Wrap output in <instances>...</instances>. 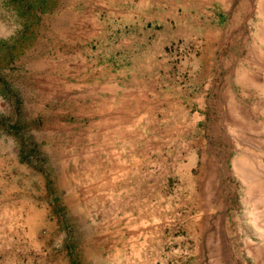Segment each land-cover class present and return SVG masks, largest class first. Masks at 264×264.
<instances>
[{
	"label": "rangeland",
	"instance_id": "obj_1",
	"mask_svg": "<svg viewBox=\"0 0 264 264\" xmlns=\"http://www.w3.org/2000/svg\"><path fill=\"white\" fill-rule=\"evenodd\" d=\"M0 264H264V0H0Z\"/></svg>",
	"mask_w": 264,
	"mask_h": 264
},
{
	"label": "crops",
	"instance_id": "obj_2",
	"mask_svg": "<svg viewBox=\"0 0 264 264\" xmlns=\"http://www.w3.org/2000/svg\"><path fill=\"white\" fill-rule=\"evenodd\" d=\"M234 79H235L236 81H241V82H243V80H244L243 77H235Z\"/></svg>",
	"mask_w": 264,
	"mask_h": 264
}]
</instances>
